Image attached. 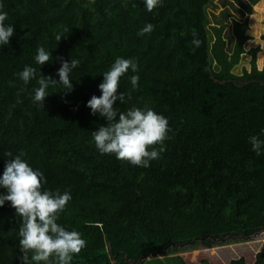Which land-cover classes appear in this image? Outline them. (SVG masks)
<instances>
[{
    "label": "trees",
    "instance_id": "1",
    "mask_svg": "<svg viewBox=\"0 0 264 264\" xmlns=\"http://www.w3.org/2000/svg\"><path fill=\"white\" fill-rule=\"evenodd\" d=\"M236 1L241 13H251L258 0ZM212 3L162 0L149 12L143 0H3L14 33L0 48V174L12 159L6 152H24L44 172V188L71 193L58 223L86 241L72 264H144L149 256L264 230V154L248 142L264 129V64L257 67L255 46L250 67L232 70L245 52L247 18L231 16L226 30L231 14L226 8L214 14ZM148 23L153 31L137 35ZM39 46L53 57L41 66L34 60ZM72 57L81 61L71 74L73 90L50 86L43 106L34 104L37 80L24 85L16 74L28 65L37 78L58 79L59 58ZM117 57L134 59L139 70L120 78L125 102L114 106L147 104L169 121L166 150L147 168L101 155L92 139L106 120L90 114L86 102L101 95L102 73ZM20 226L6 201L0 264H21ZM259 253L251 264H264ZM229 264L250 263L240 256Z\"/></svg>",
    "mask_w": 264,
    "mask_h": 264
},
{
    "label": "clouds",
    "instance_id": "2",
    "mask_svg": "<svg viewBox=\"0 0 264 264\" xmlns=\"http://www.w3.org/2000/svg\"><path fill=\"white\" fill-rule=\"evenodd\" d=\"M147 11L151 12L162 4V0H143ZM8 13L4 11L3 0H0V48L9 44L10 37L14 33ZM154 26L146 24L137 33L143 36L152 32ZM62 35L56 36V41ZM192 45L198 48L201 40L197 33H193ZM53 59L50 48L39 46L34 56L35 63L39 66ZM60 59L57 69L58 79L41 74L37 78L38 69L26 65L17 73L18 78L27 85L36 79L38 87L34 89L32 102L43 106L44 99L49 94V87L59 84L60 89L71 92L72 72L78 68L81 61L76 58L70 60ZM131 70L138 73V64L132 58L117 57L108 71L102 73L103 81L98 85L101 95H93L86 106L90 114L104 117L105 124L93 130L91 135L96 149L101 155L114 154L117 159L129 162L134 166L147 168L150 162L159 159L166 148L164 141L168 139L170 131L169 121L163 114L158 113L147 104L139 107L133 105L125 111H121L115 105L125 102V93L118 92L120 78ZM138 74L130 76V84L133 90L138 88ZM128 99H131L130 94ZM260 135H264L261 129ZM260 135H252L248 138L252 151L256 155L264 154V139ZM24 152L14 154L8 151L6 157H12L6 161L4 170L0 174V207L5 202L15 209V214L21 220L19 228V246L21 252V264H72L74 254H79L86 246V241L75 230H69L58 223L59 214L62 213L71 200L68 191H53L44 188L47 183L46 176L39 168L32 167L24 158ZM259 251L257 255H259Z\"/></svg>",
    "mask_w": 264,
    "mask_h": 264
},
{
    "label": "rangeland",
    "instance_id": "3",
    "mask_svg": "<svg viewBox=\"0 0 264 264\" xmlns=\"http://www.w3.org/2000/svg\"><path fill=\"white\" fill-rule=\"evenodd\" d=\"M248 3L249 0H239ZM216 5V7H214ZM226 8L229 11L226 27L231 28L230 17L247 18L248 28L245 30L249 38L244 42L245 52L241 55L240 61L232 70L240 73L242 67H250L251 54L248 50L252 47L259 46L260 49L255 54V60L258 68L264 64V0H258L252 4V12L241 13L236 0H213L209 6V11L217 14L219 10ZM229 21V22H228ZM225 241V240H224ZM209 247H198L186 250H177L172 253L163 255H153L145 258L144 264H179L182 260L185 264H229L232 258L244 257L248 263H253L256 253H264V230L259 232L250 239L234 242H224Z\"/></svg>",
    "mask_w": 264,
    "mask_h": 264
}]
</instances>
